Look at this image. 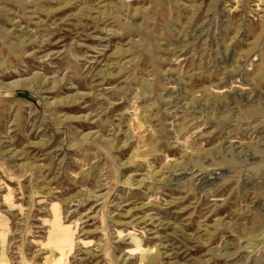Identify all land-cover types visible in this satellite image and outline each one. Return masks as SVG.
Masks as SVG:
<instances>
[{"label": "rangeland", "instance_id": "rangeland-1", "mask_svg": "<svg viewBox=\"0 0 264 264\" xmlns=\"http://www.w3.org/2000/svg\"><path fill=\"white\" fill-rule=\"evenodd\" d=\"M0 264H264V0H0Z\"/></svg>", "mask_w": 264, "mask_h": 264}, {"label": "bare ground", "instance_id": "bare-ground-1", "mask_svg": "<svg viewBox=\"0 0 264 264\" xmlns=\"http://www.w3.org/2000/svg\"><path fill=\"white\" fill-rule=\"evenodd\" d=\"M239 154V153H238ZM69 239L66 238V239H63V242L66 244V245H70V242L68 241Z\"/></svg>", "mask_w": 264, "mask_h": 264}]
</instances>
